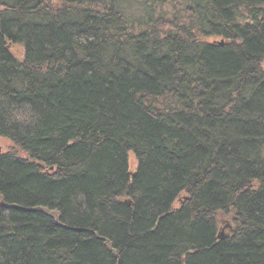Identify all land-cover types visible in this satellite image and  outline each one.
I'll list each match as a JSON object with an SVG mask.
<instances>
[{
    "label": "trees",
    "instance_id": "trees-1",
    "mask_svg": "<svg viewBox=\"0 0 264 264\" xmlns=\"http://www.w3.org/2000/svg\"><path fill=\"white\" fill-rule=\"evenodd\" d=\"M0 142V264H264V0H0Z\"/></svg>",
    "mask_w": 264,
    "mask_h": 264
},
{
    "label": "water",
    "instance_id": "water-1",
    "mask_svg": "<svg viewBox=\"0 0 264 264\" xmlns=\"http://www.w3.org/2000/svg\"><path fill=\"white\" fill-rule=\"evenodd\" d=\"M2 152V148L0 146V153ZM0 202L3 206L5 207H18V205H15V204H9V203H6L5 202V197L0 194ZM30 210H38V211H43V212H47L46 209L44 207H37L35 209H30ZM49 215L51 216H55L56 217V220L58 221L59 220V214L56 212V211H51V212H47Z\"/></svg>",
    "mask_w": 264,
    "mask_h": 264
},
{
    "label": "rangeland",
    "instance_id": "rangeland-1",
    "mask_svg": "<svg viewBox=\"0 0 264 264\" xmlns=\"http://www.w3.org/2000/svg\"><path fill=\"white\" fill-rule=\"evenodd\" d=\"M3 144H4V142H0V146H1V148H2V151H3V149H4V147H3L4 145H3Z\"/></svg>",
    "mask_w": 264,
    "mask_h": 264
}]
</instances>
